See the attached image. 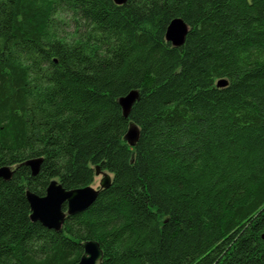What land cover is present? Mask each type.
Returning <instances> with one entry per match:
<instances>
[{"label": "trees", "instance_id": "trees-1", "mask_svg": "<svg viewBox=\"0 0 264 264\" xmlns=\"http://www.w3.org/2000/svg\"><path fill=\"white\" fill-rule=\"evenodd\" d=\"M97 166L86 211L30 220L27 191ZM2 167L0 264H77L85 241L101 264H264V0H0Z\"/></svg>", "mask_w": 264, "mask_h": 264}, {"label": "water", "instance_id": "water-1", "mask_svg": "<svg viewBox=\"0 0 264 264\" xmlns=\"http://www.w3.org/2000/svg\"><path fill=\"white\" fill-rule=\"evenodd\" d=\"M116 5L122 6L127 0H112ZM188 33V27L182 19H173L168 25L165 39L173 47H181ZM227 85L226 80H219L216 87L222 88ZM137 93L132 91L119 100L125 118L128 117L130 108L135 102ZM128 139L134 140L136 132L133 127L127 134ZM42 159H31L24 163L29 168L32 177H36L40 171ZM14 170L9 167L0 168V180L9 181ZM101 176L99 187L94 189L88 186L81 189L65 190L60 183L52 180L44 196H38L30 191L26 192V200L31 212L30 220L41 224L48 230L59 232L62 229L66 217H73L86 211L97 199L99 191L108 189L111 185V177L103 172L99 166L95 168V177ZM65 207V209H64ZM264 240V235L262 236ZM83 254L77 264H101L103 253L95 241L82 243Z\"/></svg>", "mask_w": 264, "mask_h": 264}, {"label": "rangeland", "instance_id": "rangeland-1", "mask_svg": "<svg viewBox=\"0 0 264 264\" xmlns=\"http://www.w3.org/2000/svg\"><path fill=\"white\" fill-rule=\"evenodd\" d=\"M101 178H102L101 176L95 177V181H94V183L92 185V187L94 189H97L99 187V183H100Z\"/></svg>", "mask_w": 264, "mask_h": 264}]
</instances>
